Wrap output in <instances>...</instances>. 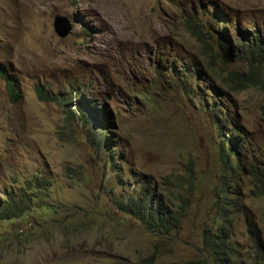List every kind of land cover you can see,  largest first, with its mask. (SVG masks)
Returning a JSON list of instances; mask_svg holds the SVG:
<instances>
[{"label":"rangeland","instance_id":"374dc122","mask_svg":"<svg viewBox=\"0 0 264 264\" xmlns=\"http://www.w3.org/2000/svg\"><path fill=\"white\" fill-rule=\"evenodd\" d=\"M55 15L71 24L63 38ZM263 24L264 0H0V191L30 192L31 184L36 196L23 217L0 221V264L202 259L222 141L231 137L210 119L212 97L232 106L241 137L230 150L248 168L241 195H230L238 205L234 262L264 264V181L249 171L250 162L264 163V53L249 56L241 41ZM229 72L242 73L245 88L236 77L222 83ZM36 86L59 101L40 99ZM80 96L96 108L91 138L68 113ZM150 189L188 204L182 228L168 237L117 208Z\"/></svg>","mask_w":264,"mask_h":264},{"label":"trees","instance_id":"16d2710c","mask_svg":"<svg viewBox=\"0 0 264 264\" xmlns=\"http://www.w3.org/2000/svg\"><path fill=\"white\" fill-rule=\"evenodd\" d=\"M246 52L249 56L263 54L264 38L260 35H255V38L250 41ZM223 53L226 54V47H223ZM210 64H212V62H210ZM184 72L188 73L190 71L185 69ZM2 75L6 80L10 100L13 102L18 101V95L13 79L4 74ZM200 76V71H196L195 77ZM235 77L240 81L241 88H245V85L242 82V73L240 72H229L227 77H221L220 81L222 83L225 81H231L232 79L234 81ZM250 81L254 84L257 82V79L252 76ZM231 88L234 89L233 87ZM35 91L40 99L44 101H59L55 96L48 93L40 86H36ZM74 94H76V92ZM60 103L66 105V102L63 99L60 100ZM213 107H216L219 111H225L226 115L223 117L224 123L232 127V133L236 136V138H231L232 145H235V143L237 144V140H240L241 132L238 126L226 121L227 115L230 111L228 104L224 106L221 103H213ZM74 109V113L70 110L68 113L73 117L77 114L81 126L86 128L87 136L91 138L93 133L92 128H94L95 125L96 109L85 108L84 99L81 96L78 103H75ZM220 131L226 133L224 129H220ZM222 143L223 145L221 146L220 153L221 158L219 159V163L222 165L217 179L218 188L216 190L217 201L211 207L213 208L212 227L209 229H203L201 236V245L203 246L205 254L202 259L191 260L186 264H236L234 259L240 257L239 250L233 245V242L230 239V233L234 221L232 214L238 209L237 203L235 202L236 205L232 203L230 195H241L238 181L240 174L242 172L247 173L248 168L245 161L243 162L245 156H241L242 159L240 158L241 160H239L236 153L232 154L230 150L231 144H228L226 140L222 141ZM233 156L236 158L235 162H233ZM263 165L264 163L260 166L263 168V170H261L255 162H250L249 164L250 173H252L253 176H256L257 179H262V181H264ZM259 171L261 172V175L258 174ZM263 186L264 183L260 184L259 187ZM28 187L30 192H27V190L18 191L13 188H6L0 191L1 195H3V198H0V221L19 219L31 209L33 199L36 198V196L31 190L33 188L32 185L28 184ZM144 190L147 191L146 188H144ZM260 195L264 197V191L261 192ZM167 197L169 199L168 202L161 194H156L154 189H150L148 197L146 195L143 197H135L134 195L128 196L127 198L120 200L117 204V208L123 213L140 221L148 231L154 232L160 237H168L174 233V231H178L182 228L184 211L188 208V204L183 203V201H181V196H178L173 192H170ZM249 224L250 223L246 226ZM251 233H254V231H251ZM259 245L260 243L257 240V243L254 246L256 253L259 249ZM246 259V264H256L255 259H250L248 257H246ZM241 263L242 262L238 264ZM144 264H156L155 256L150 255V257L145 259Z\"/></svg>","mask_w":264,"mask_h":264},{"label":"clouds","instance_id":"9594fccd","mask_svg":"<svg viewBox=\"0 0 264 264\" xmlns=\"http://www.w3.org/2000/svg\"><path fill=\"white\" fill-rule=\"evenodd\" d=\"M215 15L217 16L218 15V13L217 12H215ZM221 23H225V25H228V22H225L224 20H221L220 21ZM264 25V24H263ZM255 35L256 36H261L262 38H264V30L263 31H261V33H258V32H246V33H244L243 35H242V45H243V49H247L248 48V45H249V43H250V41L253 39V38H255ZM235 43H237V42H235ZM186 69V68H185ZM184 69V70H185ZM184 70H183V73L184 74H189L190 72H188V73H185L184 72ZM208 91H210L211 93H213V94H215V92H213L211 89H209ZM208 101H210L211 102V106L210 107H208L206 104H205V107H206V109H208V110H211V113H210V119L212 120V122L214 123V127L215 128H217L218 129V132H220L222 135H227L226 136V139L227 138H229L230 136V140H229V143L228 144H231V149L232 150H234V149H236V146L234 145V147H233V145H232V142H231V138L232 137H234V138H236V136H235V134L234 133H232V127L230 126V125H226L225 123H224V119H223V117H225V115H226V113H225V111H219V109H217L216 107H213V103H221L219 100H215V98H208ZM224 105V104H223ZM224 106H226V105H224ZM228 106H229V108L231 109L232 108V106L228 103ZM95 108V107H94ZM96 109V108H95ZM220 112V113H219ZM231 112V110L229 111V113ZM97 117V116H96ZM226 121L228 122V123H232L233 125H234V122H233V120L230 118V117H228V115H227V119H226ZM95 124H96V122H95ZM228 127H231V129H229ZM220 129H224L225 130V132L226 133H224V132H221L220 131ZM239 141L237 140V143H238ZM237 145V144H236ZM232 150H231V152H232ZM240 158H241V156H240ZM250 226V225H249ZM247 228H248V226H247ZM251 231H252V229H251ZM250 231V232H251ZM260 246V245H259ZM259 250V249H258ZM258 252V251H257ZM255 262H256V260H255ZM256 263H258V262H256Z\"/></svg>","mask_w":264,"mask_h":264},{"label":"water","instance_id":"95a60500","mask_svg":"<svg viewBox=\"0 0 264 264\" xmlns=\"http://www.w3.org/2000/svg\"><path fill=\"white\" fill-rule=\"evenodd\" d=\"M53 30L57 36L63 38L71 31V24L65 16L55 15L53 20Z\"/></svg>","mask_w":264,"mask_h":264},{"label":"bare ground","instance_id":"6f19581e","mask_svg":"<svg viewBox=\"0 0 264 264\" xmlns=\"http://www.w3.org/2000/svg\"><path fill=\"white\" fill-rule=\"evenodd\" d=\"M233 147H234V145H233ZM234 162V161H233ZM235 165V164H234Z\"/></svg>","mask_w":264,"mask_h":264}]
</instances>
